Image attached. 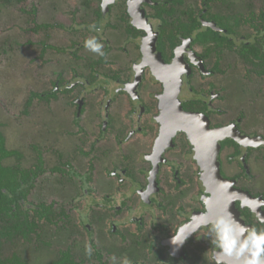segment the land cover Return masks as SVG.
<instances>
[{"label": "flooded vegetation", "instance_id": "af4514ba", "mask_svg": "<svg viewBox=\"0 0 264 264\" xmlns=\"http://www.w3.org/2000/svg\"><path fill=\"white\" fill-rule=\"evenodd\" d=\"M261 2L0 0L1 61L30 55L49 86L29 85L22 115L73 107L72 128L47 114L37 143L1 131L19 113L0 97V264H228L203 220L264 227ZM12 168L33 184L6 185Z\"/></svg>", "mask_w": 264, "mask_h": 264}, {"label": "rangeland", "instance_id": "374dc122", "mask_svg": "<svg viewBox=\"0 0 264 264\" xmlns=\"http://www.w3.org/2000/svg\"><path fill=\"white\" fill-rule=\"evenodd\" d=\"M237 1L238 0H236V2ZM240 4H243V3H238L237 5H240ZM261 4L264 5V0H262ZM3 21H4L3 19H0L1 28L5 26ZM1 28H0V51L6 47V42H7V35H5V33L1 34L3 31ZM242 32H244L243 29H242ZM246 32H249V34L245 33V35L251 36L247 38L255 39L254 31L252 32L250 29L247 28ZM18 37H19L18 35L15 36L16 39H18ZM29 57L30 55L26 56L25 54L13 56L14 60L16 61L15 63L16 65L10 66L6 63H3V61H1L2 59L5 58V56L0 54V64L3 65V69H0V97L2 98V100H6V102L4 103L6 106L10 105V106L15 107L17 105L16 111L19 113L18 118L6 119V127H3L1 131L3 133L9 132L10 134H13L14 137L22 134L24 141H25V137H28L29 139H32L34 141H37V143H39L38 134L41 135L42 128H46L40 122L43 123L45 115L49 114L50 110L44 105H42L40 106V108L34 107L33 109H31V111L26 112L27 115H22L23 104L29 94V91H34V89L44 90V89H48L49 86L47 82L37 83V81H39V76H35L33 74L35 66H33V64H30L28 62ZM224 57L226 60L232 59L230 56L226 54ZM235 63L236 65H238L240 63V60L236 59ZM225 64L226 62L224 63V65ZM5 66L6 67L9 66V68H4ZM241 71H242V67L237 66V74H240ZM11 79H13L15 83L19 84L17 85L13 83L16 86L15 89H8V86L11 84V81H10ZM21 80H23L24 82L23 85L20 83ZM29 85H31L34 89H31ZM63 107H64V104H60L59 106L56 105L55 116H51L50 114L49 115L51 116V118L53 117L54 119H58V120L60 118L64 119L63 125L60 126V128H69V127L72 128L73 125L71 124L72 123L71 121L73 117L72 115L73 107H69L68 109L66 107L65 109H62ZM42 114H43V117H42ZM26 116H30V117L25 118ZM12 122H14L15 126L12 124ZM34 122H35V127H34ZM36 123L40 125V128L37 127ZM4 124H5V118H4ZM7 143L11 145L10 142H7ZM49 154L53 156L54 152L49 153ZM31 155H32V151H29L27 154V157ZM80 170L84 171L85 168H80Z\"/></svg>", "mask_w": 264, "mask_h": 264}, {"label": "clouds", "instance_id": "9594fccd", "mask_svg": "<svg viewBox=\"0 0 264 264\" xmlns=\"http://www.w3.org/2000/svg\"><path fill=\"white\" fill-rule=\"evenodd\" d=\"M84 47L100 56L104 55L103 45L98 42L96 36L86 38ZM204 203L207 207V198H204ZM259 223L264 224V218H261ZM203 225L207 226L212 234L211 242L218 250L217 257H226L228 264H264V227L245 225L227 209L224 214L204 219ZM188 235L181 232L172 237V243L182 244ZM87 251L91 255V249L88 248ZM109 259L116 264L115 254ZM120 264H132V261L125 255ZM216 264H221V260L217 259Z\"/></svg>", "mask_w": 264, "mask_h": 264}, {"label": "trees", "instance_id": "16d2710c", "mask_svg": "<svg viewBox=\"0 0 264 264\" xmlns=\"http://www.w3.org/2000/svg\"><path fill=\"white\" fill-rule=\"evenodd\" d=\"M237 18L238 17H236V19ZM260 19H261L262 23L264 24V18H263V16H261ZM241 45H242V48L239 51L240 54H245L246 52H248V46L247 45H244V43H242ZM250 46L252 47V50L250 52H253V49H255V47L253 46V44H251ZM1 141H2V136L0 135V142ZM11 154H14V152H11ZM0 155L6 157V156L9 155V152L5 151L2 147H0ZM20 170L21 169H19V168H16V169L12 168L11 169V171L13 173H11V174H9V175H7L5 177L6 185L12 183L15 180V176L17 177V185H16V188L15 189H19L20 188V186H21L20 179L22 181H25V179L27 177H28L29 181L31 182V185L33 184L32 178L34 177V175L36 173L34 171H30L31 172V175H30V172L26 173L25 171L24 172H21ZM0 173L4 176V170H1Z\"/></svg>", "mask_w": 264, "mask_h": 264}, {"label": "bare ground", "instance_id": "6f19581e", "mask_svg": "<svg viewBox=\"0 0 264 264\" xmlns=\"http://www.w3.org/2000/svg\"><path fill=\"white\" fill-rule=\"evenodd\" d=\"M149 48H147V47H145L144 49H143V51H144V54H145V63H150L151 64V61H150V58H151V56H150V54H149V50H148ZM152 66H154V64L152 65ZM159 67H164V66H159ZM154 69V71L156 72V70H157V68H153Z\"/></svg>", "mask_w": 264, "mask_h": 264}, {"label": "water", "instance_id": "95a60500", "mask_svg": "<svg viewBox=\"0 0 264 264\" xmlns=\"http://www.w3.org/2000/svg\"><path fill=\"white\" fill-rule=\"evenodd\" d=\"M177 105V104H176ZM177 109H179V107L177 106Z\"/></svg>", "mask_w": 264, "mask_h": 264}]
</instances>
